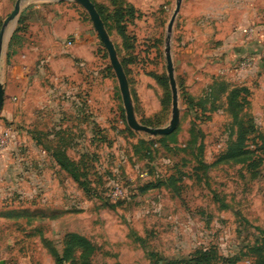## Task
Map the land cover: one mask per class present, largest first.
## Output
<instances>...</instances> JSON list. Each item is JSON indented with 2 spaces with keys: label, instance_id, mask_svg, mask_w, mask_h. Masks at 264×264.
<instances>
[{
  "label": "rangeland",
  "instance_id": "obj_1",
  "mask_svg": "<svg viewBox=\"0 0 264 264\" xmlns=\"http://www.w3.org/2000/svg\"><path fill=\"white\" fill-rule=\"evenodd\" d=\"M15 1L0 0V26ZM91 1L137 120L167 125L164 48L176 0ZM248 23L264 25V0H182L170 39L179 123L150 135L127 125L86 10L21 0L0 60V132H9L0 145V264H56L70 234L90 243L89 264H264V145L257 138L245 160L226 157L238 123L252 119L264 136V37L244 47L254 41L238 27ZM251 51L260 59L240 68ZM17 60L26 68L16 73ZM221 86L245 89L236 118L227 102L210 106ZM77 259L78 251L64 264Z\"/></svg>",
  "mask_w": 264,
  "mask_h": 264
},
{
  "label": "water",
  "instance_id": "obj_2",
  "mask_svg": "<svg viewBox=\"0 0 264 264\" xmlns=\"http://www.w3.org/2000/svg\"><path fill=\"white\" fill-rule=\"evenodd\" d=\"M72 1L78 3L86 10L92 22V25L98 34L99 39L101 40L104 48L107 51L110 65L117 79L127 125L135 132H145L150 135H167L173 132L179 123L180 113L178 108V95H177L176 81L174 78V67L171 56L170 39H171L173 25L180 10L182 0H176L175 7L173 9V12L170 16V19L166 27L167 34L165 37L164 56L166 61L168 83L171 91V117L168 124L161 127H150L141 124L137 120L134 112V107L132 103V98H131L126 74L119 61L115 46L93 2L91 0H72ZM20 7H21V0H16L13 9L3 19L2 24L0 26V60L4 47L7 43L8 37L11 35L12 32L11 27H9V24L10 23L12 24L16 21V18L20 12ZM3 99H4V87H3V83L0 81V110L2 108Z\"/></svg>",
  "mask_w": 264,
  "mask_h": 264
},
{
  "label": "trees",
  "instance_id": "obj_3",
  "mask_svg": "<svg viewBox=\"0 0 264 264\" xmlns=\"http://www.w3.org/2000/svg\"><path fill=\"white\" fill-rule=\"evenodd\" d=\"M94 4V3H93ZM96 7V5H95ZM97 9V8H96ZM100 17L105 23V19L102 16L100 10H98ZM133 8L129 7L128 13L129 16L133 15ZM17 37V30L12 35L9 48H11L13 44V40ZM156 79L159 81L160 84L165 85L166 80L163 76H156ZM245 92L244 88H232L231 90L227 91L224 86L217 87L214 95L210 97V106L212 108H218L220 105H224L227 102L231 112L233 115L237 116L238 113H241L244 105L247 103V100L241 96V94ZM216 102V103H215ZM215 103V104H214ZM237 137L236 141L233 145H231L229 152L226 154L228 158H236L239 160H245L248 158L249 154L253 151L249 149L250 145H259L256 139H261L260 145H264V136L259 132L255 124L253 123L252 119L247 120L246 122L238 123L237 129ZM79 252V258L77 259L76 264H89V254L91 252V245L81 235L78 234H70L67 236L65 241V246L62 249L61 253H55V261L56 264H64V261H68L74 258L75 252ZM228 259H223V262H228ZM75 264V263H74ZM167 264H178L176 262H168ZM185 264H196V260L192 258L188 259Z\"/></svg>",
  "mask_w": 264,
  "mask_h": 264
},
{
  "label": "crops",
  "instance_id": "obj_4",
  "mask_svg": "<svg viewBox=\"0 0 264 264\" xmlns=\"http://www.w3.org/2000/svg\"><path fill=\"white\" fill-rule=\"evenodd\" d=\"M248 25H251V26H255V28H256V32H255V34H254V38H252L253 39V41L254 42H248V44H244V47H246V48H249V44H250V48L252 49V47H254L255 45H257V46H259V42H260V45H262L261 43H262V37H264V25L262 24V25H255V23H248V24H246V25H244V26H248ZM239 27H241V26H239ZM239 27H238V31H239V33H240V30H239ZM241 34V33H240ZM257 34H260L261 36H257ZM257 36V37H256ZM259 37H261V38H259ZM259 38V39H258ZM258 41V42H257ZM242 49V48H241ZM241 49H239V50H241ZM255 49L253 48V51H254ZM253 51H251V55H244V56H242V57H245V56H249V57H251L252 59H253V63L252 64H255V62L256 61H258L260 58H259V55H258V53L256 54V53H253ZM256 51V50H255ZM251 64V65H252ZM258 66H260V64L258 65ZM13 68L15 69V72L17 73L20 69H25L26 68V65H25V62H21L20 60H17V61H15L14 63H13Z\"/></svg>",
  "mask_w": 264,
  "mask_h": 264
},
{
  "label": "built area",
  "instance_id": "obj_5",
  "mask_svg": "<svg viewBox=\"0 0 264 264\" xmlns=\"http://www.w3.org/2000/svg\"><path fill=\"white\" fill-rule=\"evenodd\" d=\"M240 33L242 35L247 36L248 38H253L255 32H256V28L255 26H241L239 27ZM253 63V59L249 56H245L241 59L240 61V68H247L249 66H251V64ZM9 132L8 131H3L0 132V145L3 143V141L5 140L6 137H8Z\"/></svg>",
  "mask_w": 264,
  "mask_h": 264
}]
</instances>
